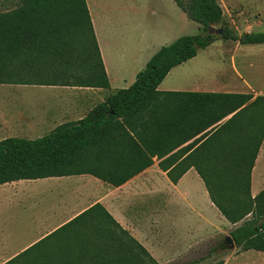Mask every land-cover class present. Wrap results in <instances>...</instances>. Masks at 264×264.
Here are the masks:
<instances>
[{
  "label": "trees",
  "instance_id": "1",
  "mask_svg": "<svg viewBox=\"0 0 264 264\" xmlns=\"http://www.w3.org/2000/svg\"><path fill=\"white\" fill-rule=\"evenodd\" d=\"M174 2L199 24V32L161 46L129 87L110 93L84 117L35 139H1L0 184L88 173L118 186L150 166L153 156L193 139L181 151L197 147L189 161L168 170L170 180L175 183L193 166L219 212L231 224L241 222L229 231L233 243L240 250L264 251V188L250 195V172L264 138V95L187 92L176 101L191 106H168L169 92L158 85L173 67L218 38L211 28L223 22L218 0ZM220 37L264 43V32L237 35L225 25ZM0 84L108 88L86 1L17 0L0 12ZM121 232L129 239V264H157Z\"/></svg>",
  "mask_w": 264,
  "mask_h": 264
},
{
  "label": "crops",
  "instance_id": "2",
  "mask_svg": "<svg viewBox=\"0 0 264 264\" xmlns=\"http://www.w3.org/2000/svg\"><path fill=\"white\" fill-rule=\"evenodd\" d=\"M85 1L109 87L0 84L38 85L49 89L42 95L43 110L39 117L19 115L7 119L0 112V126L6 120L14 123L10 128L12 134L0 140L6 137L35 139L61 123L84 117L110 93L129 87L161 47H154L153 38H145V28L139 23V9L144 13V6L139 8L138 2L122 6L131 9L133 19H130L110 0H100L106 9L104 5H98L99 0ZM177 7L179 12H175V8L170 12L161 4L150 8L153 16L158 15L159 19L152 21V25L158 28L153 30V35L166 33L175 25L172 14L186 24V13ZM135 18L136 23L133 22ZM173 69L157 87L169 92L165 97L170 99L167 102L170 108L191 106L176 101L186 97L184 93L187 92H231L181 89L175 81L162 86ZM244 93L255 97L264 95V90L250 88ZM192 140L162 157L153 156L150 166L118 186L88 173L19 179L0 184V264H129V239L121 230L143 246L157 264H172L179 259H183L180 264H191L188 261L193 254L207 246L210 230L217 234L224 226L232 229L241 223L231 224L219 212L193 166L188 167L175 183L170 180L168 170L189 161L191 152L197 147L194 145L181 151ZM160 162L167 169L161 167ZM263 188L264 138L250 172V195L254 197ZM35 193H40L41 202L26 205V218L21 224L18 222V205L23 200H36ZM229 250L232 251L223 257L222 264H264V251L240 250L235 244Z\"/></svg>",
  "mask_w": 264,
  "mask_h": 264
},
{
  "label": "rangeland",
  "instance_id": "3",
  "mask_svg": "<svg viewBox=\"0 0 264 264\" xmlns=\"http://www.w3.org/2000/svg\"><path fill=\"white\" fill-rule=\"evenodd\" d=\"M100 1V0H99ZM154 1L153 5L151 4ZM184 2L186 0H183ZM112 5L118 6L120 13L127 14L133 19L131 9L123 8L125 4L131 5L138 2L139 8L144 6V13L139 9V23H143L145 28V38H153L154 47H160L171 43L182 35H192L199 32V24L184 15L182 20L172 14L173 26L169 27L166 33L153 35V30H158L152 25V21H159L158 15L153 16L151 7L161 4L171 12H179V8L173 0H110ZM224 12L223 22L212 26L211 32L218 36L207 47L199 49L197 54L174 67L170 74L163 81L162 86L169 85L175 81L178 87L187 90H229L231 92H246L250 88L253 90H264V43L241 44L237 40L222 38L220 30L225 25L234 34L240 35L244 32H264V0H218ZM17 0H0V12L14 8ZM104 5L102 1L98 3ZM106 5H104V8ZM105 14V10L101 8ZM155 10V9H154ZM132 21V20H131ZM136 23V18L133 21ZM41 86H17L0 85V112L7 119L41 115L42 95L49 89H42ZM46 99L47 96H44ZM14 123L6 120L0 126V138L12 134L11 129ZM24 196V194H20ZM36 200H23L18 205V222L23 224L26 218V205L40 204V193H35ZM217 224V222H215ZM219 225V223H218ZM217 225V226H218ZM230 227L224 226L223 231L214 233L210 230L207 246L196 251L191 264H216L223 257L230 253L231 242L228 241ZM212 232V234H211ZM146 260V258H145ZM183 259H179L172 264H180ZM187 262V261H186Z\"/></svg>",
  "mask_w": 264,
  "mask_h": 264
},
{
  "label": "water",
  "instance_id": "4",
  "mask_svg": "<svg viewBox=\"0 0 264 264\" xmlns=\"http://www.w3.org/2000/svg\"><path fill=\"white\" fill-rule=\"evenodd\" d=\"M220 32H221V30H220ZM228 241L231 242V246L234 244L230 236H229V238H228Z\"/></svg>",
  "mask_w": 264,
  "mask_h": 264
}]
</instances>
